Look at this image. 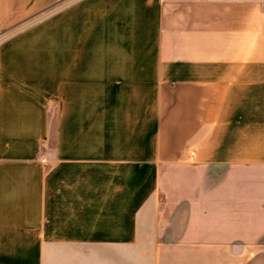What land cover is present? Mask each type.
I'll return each mask as SVG.
<instances>
[{"label":"crops","instance_id":"0c3cea01","mask_svg":"<svg viewBox=\"0 0 264 264\" xmlns=\"http://www.w3.org/2000/svg\"><path fill=\"white\" fill-rule=\"evenodd\" d=\"M0 264H264V0H0Z\"/></svg>","mask_w":264,"mask_h":264},{"label":"rangeland","instance_id":"374dc122","mask_svg":"<svg viewBox=\"0 0 264 264\" xmlns=\"http://www.w3.org/2000/svg\"><path fill=\"white\" fill-rule=\"evenodd\" d=\"M31 21H35V20H31ZM31 21H30V22H31Z\"/></svg>","mask_w":264,"mask_h":264}]
</instances>
